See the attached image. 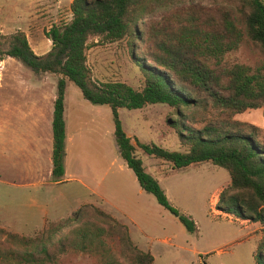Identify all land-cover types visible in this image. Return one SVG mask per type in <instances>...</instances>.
<instances>
[{
    "label": "trees",
    "instance_id": "obj_1",
    "mask_svg": "<svg viewBox=\"0 0 264 264\" xmlns=\"http://www.w3.org/2000/svg\"><path fill=\"white\" fill-rule=\"evenodd\" d=\"M191 0H72L71 20L46 33L50 50L36 56L23 33L10 40L6 55L34 73L60 75L52 117V179L63 176L64 91L72 83L92 105L107 106L112 114L119 156L140 188L154 197L188 233L197 231L192 220L175 210L158 181L135 155L163 160L172 169L209 163L225 170L234 197L222 191L215 210L264 226V143L262 131L235 117L248 110L264 114V65L225 66L221 60L246 39L264 50V0H223L231 7L203 6ZM210 4L218 3L211 0ZM189 2V3H187ZM167 10L156 18L145 17ZM113 43L127 40L141 46L134 58L143 79L136 90L122 82L95 83L86 65L90 38ZM162 104L169 107L167 123L177 133L185 152L168 151L127 137L118 110H139ZM68 231L62 232L63 224ZM0 264H57L60 256L83 253L97 256L100 264H153L150 252L141 251L127 228L101 209L81 206L66 219L49 221L35 234L22 236L0 228ZM113 244L112 246L110 244ZM264 250V238L262 239ZM264 264V254L254 256Z\"/></svg>",
    "mask_w": 264,
    "mask_h": 264
},
{
    "label": "rangeland",
    "instance_id": "obj_2",
    "mask_svg": "<svg viewBox=\"0 0 264 264\" xmlns=\"http://www.w3.org/2000/svg\"><path fill=\"white\" fill-rule=\"evenodd\" d=\"M71 1L0 0V107L6 101L23 100L20 98L23 95H35L23 92L31 86H41L46 95L54 94L56 98L60 75L34 73L21 62L8 57L6 52L10 47L11 38L20 32L24 34L36 56L45 55L51 48L46 33L54 25L70 22ZM189 2L212 6L211 8L231 7L223 0H218L216 1L218 3L214 4H210L211 0ZM166 11L157 10L147 15L139 23L140 26L142 27L146 19L156 18ZM85 54L86 65L93 82H122L136 90L142 88L143 79L134 59L142 58L141 46L137 41L131 46L127 40L108 43L94 37L88 40ZM221 64L229 67L244 65L256 69L264 65V50L245 39L235 51L223 56ZM64 100L65 117L69 127L78 125L84 128L74 141L75 146H82L77 144L84 143V153L73 148L75 152H71L69 159L71 169L77 171L81 169L79 173L91 178L92 183L102 181V184H106L119 181L120 178L127 185L126 188L132 191L127 177L129 175L134 178L130 169L125 166L126 171L116 178L118 165L123 161L113 148L114 125L110 109L107 106L92 105L84 100L78 88L72 83L66 84ZM169 112L168 106L156 104L142 110L120 109L118 118L123 131L133 136L134 141L184 153L185 148L180 146L177 133L167 123L169 116L174 119ZM2 115L0 112V116ZM260 130L262 135L259 140L264 143V130ZM136 149V156L141 160L147 173L158 181L171 206L179 214L192 220L197 229L195 233H188L176 217L159 206L153 196L147 194L145 202L142 201L146 209L145 216L142 218L134 216L135 225L127 222L126 228L140 250L150 252L153 264H254V256L264 254L263 225L234 217L230 220L221 217L220 212L212 211L215 208L212 202L217 201L219 195L216 192L217 188H223L226 194L230 192L229 195L234 197L225 170L209 163L193 164L185 169L176 170L172 169L169 163L148 157L138 147ZM88 159H91L93 165L91 173H88L83 164ZM2 166L0 157V180L9 176L8 174L5 176ZM129 193L133 197L132 193ZM20 196L14 190L3 191L0 185V203L5 201L8 205L4 212L0 204V217H5L6 220H0V228L22 236H30L38 229L24 228L23 222L19 219ZM72 220L73 218H70L63 224V233L68 231V224ZM3 240L4 237L0 235V241ZM114 251L119 255L120 261L127 264L125 258L120 255L117 243L114 245ZM57 264H100V260L97 256L89 254L69 253L60 256Z\"/></svg>",
    "mask_w": 264,
    "mask_h": 264
},
{
    "label": "crops",
    "instance_id": "obj_3",
    "mask_svg": "<svg viewBox=\"0 0 264 264\" xmlns=\"http://www.w3.org/2000/svg\"><path fill=\"white\" fill-rule=\"evenodd\" d=\"M23 92L35 95H23L20 97L23 100L19 102L6 101L0 107V112L3 113L0 116V157L3 162V173L5 176H7L6 174L9 175L0 180V185H2L3 191L14 190L21 195L18 199V214L24 228L40 229L49 221L66 219L83 205L102 208L101 210L104 208V212L125 227L127 222L135 225L134 216L136 218L137 216L139 218L144 217L146 209H144L143 203L147 194L140 188L135 176L134 178L127 176L129 185L133 188L131 191L130 188H126L127 185L120 178L119 181H111L106 184H102V181L92 183L91 178H86L79 173L81 169L78 171L71 169L69 159L71 152H75L73 148L79 150L77 152L84 153V143L77 144L82 146L74 145V141L80 136V131L84 128H80L77 124V126L69 127L65 117V100L63 111L65 128L64 173L59 180L53 181L51 155L55 96L54 94L46 95L41 86H31ZM11 99L15 98L11 97ZM235 119L264 130L262 109L248 110L237 115ZM126 135L131 138L135 145L134 137L129 134ZM112 139L114 151L119 155L114 139V129L112 130ZM88 155L90 156V154ZM123 163L118 165L116 178L120 177V173L126 171V164L124 161ZM83 164L88 173H91L93 170L91 159L83 162ZM144 169L147 172L145 167ZM222 189L217 188L216 192L220 194L224 191ZM129 192L132 193L133 197ZM138 200L141 202L139 203ZM215 203L216 201H213L212 205ZM0 204L5 212L8 205L5 201ZM212 211L215 212V208ZM221 217L231 220L232 216L222 214ZM0 220L6 221L5 217H0Z\"/></svg>",
    "mask_w": 264,
    "mask_h": 264
}]
</instances>
